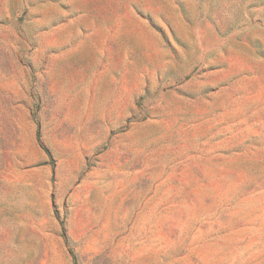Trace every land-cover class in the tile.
Listing matches in <instances>:
<instances>
[{"label":"rangeland","instance_id":"rangeland-1","mask_svg":"<svg viewBox=\"0 0 264 264\" xmlns=\"http://www.w3.org/2000/svg\"><path fill=\"white\" fill-rule=\"evenodd\" d=\"M0 264H264V0H0Z\"/></svg>","mask_w":264,"mask_h":264}]
</instances>
